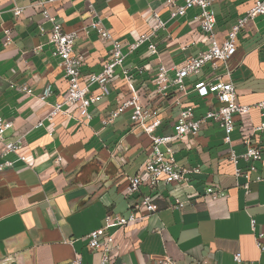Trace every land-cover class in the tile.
<instances>
[{"label": "crops", "instance_id": "obj_1", "mask_svg": "<svg viewBox=\"0 0 264 264\" xmlns=\"http://www.w3.org/2000/svg\"><path fill=\"white\" fill-rule=\"evenodd\" d=\"M40 1L46 0H0V116L12 122L5 139H20L26 157L23 161L8 153L4 159L12 165L0 171V264H66L75 255L84 263L99 264L101 251L89 249L87 235L104 224L107 213H129L132 199L125 194L127 177L138 172L151 141L131 121L132 108L108 124L101 122L116 108L118 98L129 96L119 68L107 94L86 110L65 101L67 82L48 41L51 22L42 11L47 9L64 30H77L74 50L83 58L81 79L86 83L89 73L101 70L111 48L88 30V5L93 3L104 26L123 44V66L133 74L142 102L158 107L161 124L155 134L160 135L173 132L182 105H193L194 117L200 118L215 104L212 94L203 97L192 89L196 80L213 75L209 66L199 75L185 78V94L170 89L171 96L163 100L155 94L153 84L159 64L174 76L176 67L207 48L208 38L194 19L198 8L170 18V9L162 0ZM252 3L212 1L219 42ZM14 7L22 8L20 16L13 15ZM153 12L165 23L151 37L156 52L148 50V42L127 52L129 43L151 30ZM6 29L12 37L9 43H4ZM228 64L230 73L223 79L234 84L238 102L253 105L264 101L263 16H256L238 33L236 52ZM21 85L30 92L21 91ZM47 87L52 93L42 98ZM90 91L100 93L96 84ZM174 95L180 98V105L173 102ZM57 102L61 112L48 117ZM261 119L256 108L235 115L230 143L211 120L196 135L170 142L177 164L198 171L190 172L186 181L160 183L153 192L157 210L149 217L108 229L112 234L110 264H158L166 256L178 264H235L233 253L237 251L245 261L264 264V148L249 180L234 175L235 167L245 168L248 163L241 159L234 165L228 159L231 148L244 151L242 139ZM263 135L256 132L250 140L264 147ZM257 176L261 178L257 180ZM208 186L223 195H205ZM149 192L142 184L133 197ZM176 199L183 201L182 207H173ZM251 218L256 221L254 229ZM259 234L262 249L256 242Z\"/></svg>", "mask_w": 264, "mask_h": 264}, {"label": "built area", "instance_id": "obj_2", "mask_svg": "<svg viewBox=\"0 0 264 264\" xmlns=\"http://www.w3.org/2000/svg\"><path fill=\"white\" fill-rule=\"evenodd\" d=\"M53 0L40 1V3L52 2ZM90 1V0H88ZM169 7L170 18H176L185 15L188 9L198 8V13L194 19L198 22L201 32L208 38L207 48L199 52L195 56L188 57L184 63L175 68L174 76H170L169 70L159 64L157 66L153 84L154 92L160 99H167L170 95V89L175 90L178 94H185L187 87L185 78L189 76H197L202 69L209 66L213 75L207 79L196 80L192 89L200 96H208L212 94L215 98V104L208 108L203 116L195 118L193 114V105H182L173 124V132L171 134H155L156 128L161 124L158 107L145 105L138 93V89L133 83V74L128 68L123 66V61L126 52L123 51L122 42L115 37L110 29L104 26L98 13L93 5L89 2L88 10L90 15V23L88 30L94 31L98 34L102 41L109 42L111 45L109 51V58L101 65L99 72L89 73L87 82H82L81 67L83 58L74 50L76 38L78 36L77 30L66 31L62 28L55 17L49 14L47 9H43L42 14L45 20L51 22V28L47 31L48 41L52 45L54 53L59 59V66L64 72V77L67 82L65 101L75 104L79 109L86 110L87 107L99 101L109 90V86L118 76L116 70L119 68L122 79L129 87V96L126 98H118L115 109L109 111L107 115L102 117V124L112 122L119 113L132 108L131 121L143 133L147 134L151 141L150 152L146 160L141 164L136 174L127 177L126 196L131 198L129 213L127 215L107 213L104 216V224L87 235L88 247L91 250H100L101 257L99 264H110V255L112 248V234L108 229L112 226L121 227L135 223L139 219H145L157 210V204L153 200V192L160 183H174L187 180V175L190 172L198 171L197 168L187 169L177 164L173 151L169 143L181 138L184 135H196L201 125L207 120L217 123L223 131V139L226 143L231 142V133L234 130L235 115L247 113L252 108L259 111L262 118L259 125L255 126L252 131L242 139L245 149L241 153H237L234 149H230L228 159L234 165H237L239 160L247 162L245 168L235 167V176H244L249 180L250 172L257 171L254 164L260 161L263 155V144L260 142L252 143L251 137L256 132L264 134V101H258L253 105L241 104L237 100V91L231 80L223 79L224 75H229V60L236 52L237 36L242 29L246 27L249 21L256 16L264 17V0H253L252 5L246 10L242 17H239L232 23L225 39L218 41L215 32V12L212 8L213 0H162ZM12 13L15 17L22 14V8L14 7ZM154 23L151 30L147 33H140L137 39L126 46L127 52L135 50L144 42H148V50L152 53L156 52L155 44L152 43L151 37L155 35L156 31L164 27V21L159 17L157 12L152 14ZM1 20V16H0ZM41 32H44L42 26L39 27ZM4 43L12 41L11 33L8 29L5 31ZM222 68L223 72H216ZM96 84L100 93L93 95L90 87ZM21 91L27 93L30 89L26 85L18 87ZM174 88V89H173ZM52 93L50 87H47L43 93V97ZM175 104H181L178 95L172 96ZM61 112V103H54L52 110L48 117H53ZM89 118L90 114L86 113ZM39 122L37 125L40 126ZM12 127L11 121H6L0 116V171L5 167L11 166L12 161L4 159L8 153H14L18 159L25 160L26 157L22 153V141L20 139L10 141L5 139V132ZM264 138V135H263ZM61 158L56 157L59 162ZM261 177L257 176V180ZM142 184H146L150 192L141 194L138 197L133 195L139 191ZM245 191H248V183L244 184ZM205 195L217 198L223 195L221 190H215L208 186L204 189ZM197 194V193H196ZM183 201L176 199L173 207H182ZM255 219L251 218L250 224L252 229L255 227ZM261 234L256 236L258 247L262 249L260 244ZM233 260L235 264H261L254 261H245L239 251L233 253ZM66 264H87L84 263L79 255H75ZM158 264H178L172 258L166 256L158 261ZM196 264H203L198 262Z\"/></svg>", "mask_w": 264, "mask_h": 264}]
</instances>
